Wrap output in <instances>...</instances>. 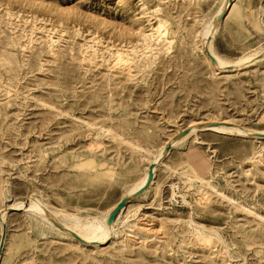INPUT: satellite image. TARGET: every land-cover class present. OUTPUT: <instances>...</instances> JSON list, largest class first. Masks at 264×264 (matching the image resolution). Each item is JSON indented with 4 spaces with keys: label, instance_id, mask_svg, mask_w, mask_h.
<instances>
[{
    "label": "rangeland",
    "instance_id": "rangeland-1",
    "mask_svg": "<svg viewBox=\"0 0 264 264\" xmlns=\"http://www.w3.org/2000/svg\"><path fill=\"white\" fill-rule=\"evenodd\" d=\"M224 1L0 0L1 264H264V137L202 130L264 131V60L219 71L202 42ZM231 3L211 40L235 62L264 0ZM164 147L102 246L26 212L109 220Z\"/></svg>",
    "mask_w": 264,
    "mask_h": 264
},
{
    "label": "bare ground",
    "instance_id": "bare-ground-1",
    "mask_svg": "<svg viewBox=\"0 0 264 264\" xmlns=\"http://www.w3.org/2000/svg\"><path fill=\"white\" fill-rule=\"evenodd\" d=\"M231 0H225L221 9L219 12L216 14L214 19L210 24H208L202 31V42L204 46L207 48V58L211 64L214 65L219 71H226L228 72H237V71H242L248 68H252L260 64L264 60V52L262 53H256L251 56L242 58L240 60H237L235 62H230L219 55H217L212 48V40L211 38L214 36V34L217 31V26L219 24L220 18L226 13L228 7L231 5ZM163 26V25H162ZM161 27L159 28H152L151 35H156L159 33L161 35ZM164 27V26H163ZM136 34V33H135ZM159 35V36H160ZM139 41V40H138ZM152 41V40H151ZM118 61V60H117ZM231 70V71H230ZM225 72V73H226ZM211 128L212 131L222 133V134H238L241 136H254L256 139H263L264 137V131L262 132H255V131H250L246 129H242L241 127H238L233 124L229 123H219L215 125H207L204 126L202 130H206ZM197 129L194 126L189 127V134L184 139L188 138L191 134H195ZM180 142V141H179ZM173 144L175 145L176 142L174 141ZM164 147L160 154L155 157L153 162L150 164V166L147 169V172L145 173V176L143 179L134 187L130 192H129V198H132L137 192H142L145 189H147L152 182L155 174H156V168L155 166H158L160 162L164 158V153L168 152L167 149ZM152 173V174H151ZM151 186V185H150ZM29 203L26 206V212L34 213L44 219V221L48 222L51 226L55 227L59 231L65 233L67 236H71L74 239L77 240L78 243L83 244V245H91V244H96L97 246H102L106 243H108L115 232V226L118 223V221L121 218L122 213L124 212L122 209V213L119 216L118 221L116 220H108L104 219L102 221H97L94 220H89V219H81L80 217L74 216V215H69V214H63L60 212H53L50 211L47 207H45L40 201L36 199H29ZM19 206H15L17 208ZM11 210H16V209H11ZM20 211V210H16ZM1 218L4 219L7 215V213H1ZM118 218V217H117ZM3 233V237H5V230ZM0 262L2 259V251L4 249V242L5 239L0 240ZM1 264V263H0Z\"/></svg>",
    "mask_w": 264,
    "mask_h": 264
},
{
    "label": "water",
    "instance_id": "water-1",
    "mask_svg": "<svg viewBox=\"0 0 264 264\" xmlns=\"http://www.w3.org/2000/svg\"><path fill=\"white\" fill-rule=\"evenodd\" d=\"M167 151H168V149H167ZM152 174V173H151ZM138 195H140V194H138ZM137 195V196H138ZM131 198H127V199H123L118 205H117V207L115 208V210H114V212L111 214V216L109 217V220H116V218H117V216H118V214L122 211V209L123 208H125L126 207V205L128 204V202H129V200H130Z\"/></svg>",
    "mask_w": 264,
    "mask_h": 264
}]
</instances>
